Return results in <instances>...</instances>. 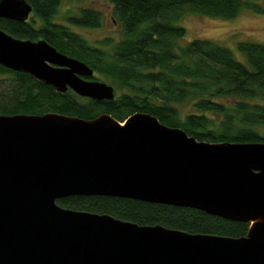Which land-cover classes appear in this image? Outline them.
Returning <instances> with one entry per match:
<instances>
[{
  "label": "water",
  "instance_id": "95a60500",
  "mask_svg": "<svg viewBox=\"0 0 264 264\" xmlns=\"http://www.w3.org/2000/svg\"><path fill=\"white\" fill-rule=\"evenodd\" d=\"M27 0H0V18L30 19ZM0 64L59 92L115 100L86 62L46 39L0 27ZM110 196L190 207L249 223L240 237L142 225L67 208ZM0 264H264V142H208L146 112L119 121L47 112L0 114Z\"/></svg>",
  "mask_w": 264,
  "mask_h": 264
},
{
  "label": "trees",
  "instance_id": "16d2710c",
  "mask_svg": "<svg viewBox=\"0 0 264 264\" xmlns=\"http://www.w3.org/2000/svg\"><path fill=\"white\" fill-rule=\"evenodd\" d=\"M113 3L123 36L93 45L72 26L99 28L103 14L93 8L69 13L56 22L63 0H27L33 7L26 22L0 18V27L22 39H46L59 51L86 62L115 84V100L87 103L73 90L59 92L31 74L0 64V114L58 112L85 119L102 113L124 121L136 112L158 117L208 142H264V42H239L240 60L229 47L186 34L178 22L186 11L232 19L244 7L264 12L243 0H108ZM69 24V25H68ZM8 82V83H7ZM7 87V88H6ZM6 88V89H5ZM118 92V91H117ZM189 108L184 112V107ZM64 207L142 225L162 224L191 233L240 237L249 223L231 221L190 207L110 196H70Z\"/></svg>",
  "mask_w": 264,
  "mask_h": 264
},
{
  "label": "rangeland",
  "instance_id": "374dc122",
  "mask_svg": "<svg viewBox=\"0 0 264 264\" xmlns=\"http://www.w3.org/2000/svg\"><path fill=\"white\" fill-rule=\"evenodd\" d=\"M243 1L256 3L264 8V0ZM86 7H93L103 14L102 26L99 28H79L71 25L74 30L81 33L93 45H102L109 39L118 41L122 38V25L116 19L113 3L108 0H63L55 21L66 23L65 18L69 13H78L81 8ZM178 24L186 29V34L180 41L183 45L196 38L210 39L229 47L242 61H246V58L238 50L239 42H264V12H257L247 7L243 8L239 16L232 19L209 17L197 12L186 11ZM97 77L93 79L105 81L115 86L103 76L97 74ZM116 93L119 94L120 91L116 90ZM79 101L87 103L86 97L80 96ZM184 108L185 112L189 106Z\"/></svg>",
  "mask_w": 264,
  "mask_h": 264
}]
</instances>
